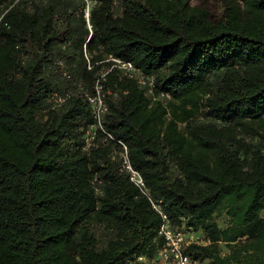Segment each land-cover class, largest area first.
<instances>
[{
  "label": "trees",
  "instance_id": "1",
  "mask_svg": "<svg viewBox=\"0 0 264 264\" xmlns=\"http://www.w3.org/2000/svg\"><path fill=\"white\" fill-rule=\"evenodd\" d=\"M93 2L85 17L86 0H0V264L151 256L162 219L149 199L201 232L196 264H264V0H218L216 14ZM109 57L153 78L152 95ZM101 73L111 139L87 148Z\"/></svg>",
  "mask_w": 264,
  "mask_h": 264
},
{
  "label": "built area",
  "instance_id": "2",
  "mask_svg": "<svg viewBox=\"0 0 264 264\" xmlns=\"http://www.w3.org/2000/svg\"><path fill=\"white\" fill-rule=\"evenodd\" d=\"M85 17L88 16V8L85 10ZM111 64V69L121 71L123 75L130 79H135L140 86L146 87L148 94L152 95L154 88L153 78L144 76L137 70L130 62L109 57L107 60ZM91 67L88 66V69ZM110 71V70H109ZM108 71V72H109ZM106 73H101L99 79L94 85V93L86 95L87 102L93 118V124L88 128L84 141L86 147L89 148L95 140L97 132L103 133L106 138L111 137L103 131L102 119L107 108L105 105V94L103 91V84ZM66 95L54 96L52 98V109H57L65 101ZM121 146V171L126 173L130 181L144 194L145 186L141 176L133 170L127 158V148L119 143ZM152 208L159 213L162 223L158 229V239L160 244L156 247L155 252L151 256L137 255L133 259L127 261L126 264H196V262L187 254V250L192 245H206L201 232L195 231L191 227H185L184 221L180 226H173L167 216L160 211L159 206L154 204L150 199Z\"/></svg>",
  "mask_w": 264,
  "mask_h": 264
},
{
  "label": "rangeland",
  "instance_id": "3",
  "mask_svg": "<svg viewBox=\"0 0 264 264\" xmlns=\"http://www.w3.org/2000/svg\"><path fill=\"white\" fill-rule=\"evenodd\" d=\"M12 1V0H11ZM88 2L87 4V7L86 9L94 3L93 0H86ZM218 0H189V3L191 6H196V5H200L202 3L206 4L212 13L216 14V10L218 8L217 6V2ZM215 221L217 222L218 226L221 228V229H224L226 226H227V218L225 217L224 214L218 216V217H215ZM221 249L223 251V253H226L227 250L225 249L224 245L221 244Z\"/></svg>",
  "mask_w": 264,
  "mask_h": 264
}]
</instances>
